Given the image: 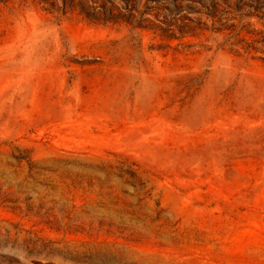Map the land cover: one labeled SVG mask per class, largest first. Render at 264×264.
Listing matches in <instances>:
<instances>
[{
	"label": "rangeland",
	"instance_id": "1",
	"mask_svg": "<svg viewBox=\"0 0 264 264\" xmlns=\"http://www.w3.org/2000/svg\"><path fill=\"white\" fill-rule=\"evenodd\" d=\"M218 2L0 0V264H264V0Z\"/></svg>",
	"mask_w": 264,
	"mask_h": 264
},
{
	"label": "trees",
	"instance_id": "2",
	"mask_svg": "<svg viewBox=\"0 0 264 264\" xmlns=\"http://www.w3.org/2000/svg\"><path fill=\"white\" fill-rule=\"evenodd\" d=\"M190 1H191V2H196V1H197V2L202 3L203 5H204L206 2H210V5H211V11L207 12V15H208V16H211V17L214 16L212 12H214V10H217V8H218V6H219V2H218V0H190ZM185 6L188 8V10H192V8H193L192 3H188V4H186ZM174 10H175V9H172V11H174ZM86 16H87L88 18H90V15L86 14ZM91 18H92V17H91ZM93 18H94V17H93ZM218 22H220V25L214 27V28L212 29L213 32L222 33V32L230 31V30H231V27H228V25H224V23H222L221 21H218ZM166 25H174V26H177L176 29L178 30V32H179L180 35H178V36H176V35H172V37H175V38H179V37H183V36H187V35H193L194 32H195V31H191V30H193V29H185V28H191V27H190V24H188V23H183V24H180V25H176V23H173V22H171V21H168V23H166ZM158 29H159L161 32H165V33L173 32V30H172V31H169V30H167L168 28L161 27V26H159V25H158V27H157V30H158ZM155 30H156V29H155ZM240 32H241V31H239V34H240ZM241 39H243V38H241V36H240V39H238V40H241Z\"/></svg>",
	"mask_w": 264,
	"mask_h": 264
}]
</instances>
